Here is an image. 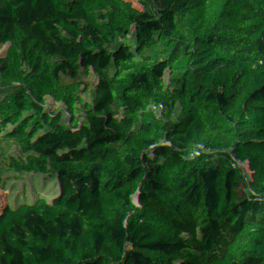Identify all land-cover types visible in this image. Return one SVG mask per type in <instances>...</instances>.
<instances>
[{
    "label": "trees",
    "instance_id": "16d2710c",
    "mask_svg": "<svg viewBox=\"0 0 264 264\" xmlns=\"http://www.w3.org/2000/svg\"><path fill=\"white\" fill-rule=\"evenodd\" d=\"M73 1L0 0V264H264V0Z\"/></svg>",
    "mask_w": 264,
    "mask_h": 264
},
{
    "label": "rangeland",
    "instance_id": "374dc122",
    "mask_svg": "<svg viewBox=\"0 0 264 264\" xmlns=\"http://www.w3.org/2000/svg\"><path fill=\"white\" fill-rule=\"evenodd\" d=\"M87 0H74L68 9L64 12L65 14L62 15V17L65 19V22H61L59 18L55 17L54 13L45 11L44 7L42 10L36 12V17L39 21V23L42 25V27L46 28L50 31V33L53 34V37L57 42L62 41L64 39V44L66 43L65 50L66 51H73L75 50L73 41L75 38V35L80 31V23H81V17L83 14L82 5H86ZM61 17V16H60ZM108 53V52H107ZM129 66L126 65V68ZM133 71L137 72L142 70V67L139 65H135L132 69ZM2 92V99L5 100L6 98H10L11 96L4 91V88H0ZM22 104L16 100H11L9 102L8 107L10 110H19L21 108ZM34 107L39 110L41 108L40 100H37L35 102ZM9 113L4 112L2 115V118H6ZM83 129L87 131L88 133H91L95 136L96 139H99L96 135L95 130H93L89 126H83ZM68 140H59L57 142L58 146H62L65 144ZM69 143V142H68ZM49 210L53 212L55 209L53 207H50ZM23 212H28L27 209H23ZM53 221V218H49L47 225L43 227V230L46 233H52V225L51 222ZM5 240L7 243L11 245L13 248L16 243H23L26 250L30 248V242L26 236H24L21 233H18L15 229L8 227L5 229ZM117 242V241H116ZM118 243V242H117ZM141 244V240H139V245Z\"/></svg>",
    "mask_w": 264,
    "mask_h": 264
},
{
    "label": "built area",
    "instance_id": "2783aa9c",
    "mask_svg": "<svg viewBox=\"0 0 264 264\" xmlns=\"http://www.w3.org/2000/svg\"><path fill=\"white\" fill-rule=\"evenodd\" d=\"M124 240H125V239L122 237L121 239H118L117 242H118L119 245H122L123 242H124Z\"/></svg>",
    "mask_w": 264,
    "mask_h": 264
}]
</instances>
